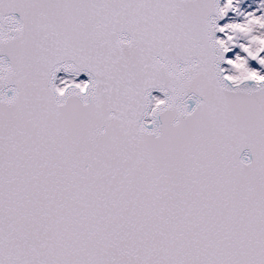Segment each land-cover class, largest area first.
<instances>
[{
    "label": "snow or ice",
    "instance_id": "1",
    "mask_svg": "<svg viewBox=\"0 0 264 264\" xmlns=\"http://www.w3.org/2000/svg\"><path fill=\"white\" fill-rule=\"evenodd\" d=\"M0 264H264V0H0Z\"/></svg>",
    "mask_w": 264,
    "mask_h": 264
}]
</instances>
